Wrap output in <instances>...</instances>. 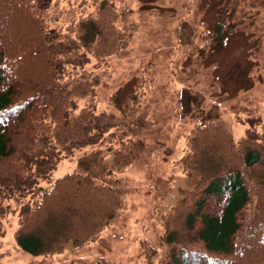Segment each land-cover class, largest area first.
I'll list each match as a JSON object with an SVG mask.
<instances>
[{"label":"trees","instance_id":"trees-1","mask_svg":"<svg viewBox=\"0 0 264 264\" xmlns=\"http://www.w3.org/2000/svg\"><path fill=\"white\" fill-rule=\"evenodd\" d=\"M129 22L120 0H0V237L12 216L17 245L33 254L98 239L122 209L114 167L140 156L146 91L109 93L102 105L99 84ZM153 65H140L137 86L150 87ZM241 119L238 137L209 118L186 133L165 250L142 264H264V120L256 108Z\"/></svg>","mask_w":264,"mask_h":264},{"label":"rangeland","instance_id":"rangeland-1","mask_svg":"<svg viewBox=\"0 0 264 264\" xmlns=\"http://www.w3.org/2000/svg\"><path fill=\"white\" fill-rule=\"evenodd\" d=\"M120 3L131 21L128 44L105 62L109 77L99 84L100 102L104 105V97L113 92L123 101L129 89L142 88L141 102L147 106L140 156L114 167L125 190L122 209L98 239L83 245L69 241L64 251L47 256L17 245L11 216L0 237L4 264H91L97 257L108 264L156 260L165 250L163 214L185 184L179 160L186 133L196 121L209 118L241 136L247 130L241 118L255 108L264 120V0ZM218 23L220 32L210 34ZM146 61L154 63V81L150 87L137 86L136 75ZM70 168L59 167L53 175Z\"/></svg>","mask_w":264,"mask_h":264}]
</instances>
